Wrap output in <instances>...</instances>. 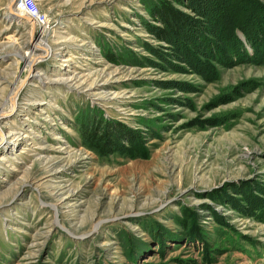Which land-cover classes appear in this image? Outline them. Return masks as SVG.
I'll use <instances>...</instances> for the list:
<instances>
[{
  "label": "rangeland",
  "instance_id": "obj_1",
  "mask_svg": "<svg viewBox=\"0 0 264 264\" xmlns=\"http://www.w3.org/2000/svg\"><path fill=\"white\" fill-rule=\"evenodd\" d=\"M11 1L0 264H264V0H34L47 34ZM166 7L200 32L158 41ZM218 15L250 20L246 57L210 33ZM33 36L49 52L31 67ZM93 129L122 135L117 149L89 147Z\"/></svg>",
  "mask_w": 264,
  "mask_h": 264
},
{
  "label": "trees",
  "instance_id": "obj_2",
  "mask_svg": "<svg viewBox=\"0 0 264 264\" xmlns=\"http://www.w3.org/2000/svg\"><path fill=\"white\" fill-rule=\"evenodd\" d=\"M188 8L193 10L196 14L202 16L205 13L202 11L200 12L199 10H194V8L189 6ZM171 10L172 9L170 7H166L165 11L163 10L158 11V8H155L156 12L154 11L155 12L154 17L157 21H159L161 25L160 27L150 25L151 27L148 32L151 33L158 41H164L167 44L176 43L179 40V36L185 37V32L183 36L180 34V31H182L185 28H187L186 31L187 30L191 31L192 29L200 32L199 27L197 26L198 21L196 19L194 18L192 19L190 16L187 15H183V17H181L179 16V14L175 13L176 12L175 9H173L172 11ZM152 13L153 12L151 11L150 15H153ZM249 22L250 20H248L246 16L239 18V17H234L233 15H229V16L222 15V17L218 15L217 19H213L212 22L213 25L212 24L210 25L212 27L210 33H213V35L219 41L222 40L223 42V38L226 39L223 46L227 52L233 51V48L237 47L239 51L243 52V55L246 57L247 54L245 51H243L244 46L240 42V39L237 38L235 33L238 30H245V26L248 25ZM244 34L247 35L246 33ZM253 43H256V46L259 45V38L256 39ZM225 45H227V47ZM222 52L224 51L222 50ZM250 59L252 58H249L248 60ZM253 59H258L264 62V44L261 46L260 49L257 50L256 48V55L253 56ZM115 136L107 134L103 131H97L96 129H93V131H89L85 133V137L87 139V145L96 151L103 150V147H105V145L107 147L110 146L109 151H114L115 149H117V145L119 142L118 139L122 137V135L121 136L115 135ZM108 142L109 143L111 142L112 146L108 144Z\"/></svg>",
  "mask_w": 264,
  "mask_h": 264
},
{
  "label": "bare ground",
  "instance_id": "obj_3",
  "mask_svg": "<svg viewBox=\"0 0 264 264\" xmlns=\"http://www.w3.org/2000/svg\"><path fill=\"white\" fill-rule=\"evenodd\" d=\"M12 12H13V17L15 19H18V21L21 20V21L29 22L30 27L32 28V33L33 34H34V32L36 33V31L38 29V22L34 18H32L29 14L24 12V10L20 9L18 6L15 7V9ZM47 26L48 25H45V24L40 25L41 31L44 34H47V29H48ZM41 41H43V40H41ZM31 48L34 49V52L33 51L25 52L23 54V56L20 58L23 60L24 64H27V65L33 67L34 63L36 62V58L40 56V55L36 54L37 53L36 51H40V52L43 51L46 53H48L49 51L40 43V41H37V38L34 40V36L32 37V40H31ZM36 75L40 76L41 74L38 72V73H36ZM20 87H21V85L16 88L15 92L11 96V98H10L11 102H13L14 95L18 92ZM5 111L6 110L4 108L0 109V117L2 116V114Z\"/></svg>",
  "mask_w": 264,
  "mask_h": 264
},
{
  "label": "built area",
  "instance_id": "obj_4",
  "mask_svg": "<svg viewBox=\"0 0 264 264\" xmlns=\"http://www.w3.org/2000/svg\"><path fill=\"white\" fill-rule=\"evenodd\" d=\"M20 5L23 8V10L27 14H29L32 18H34L36 21L40 22L41 24L45 22L46 25L45 17L39 10L34 0H20Z\"/></svg>",
  "mask_w": 264,
  "mask_h": 264
},
{
  "label": "water",
  "instance_id": "obj_5",
  "mask_svg": "<svg viewBox=\"0 0 264 264\" xmlns=\"http://www.w3.org/2000/svg\"><path fill=\"white\" fill-rule=\"evenodd\" d=\"M14 4H15V0H12V1H11V5H14Z\"/></svg>",
  "mask_w": 264,
  "mask_h": 264
}]
</instances>
